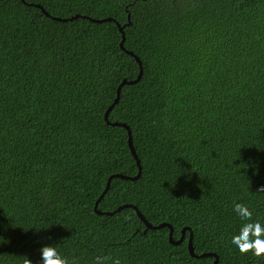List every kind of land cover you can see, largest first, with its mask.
Instances as JSON below:
<instances>
[{"label":"trees","instance_id":"1","mask_svg":"<svg viewBox=\"0 0 264 264\" xmlns=\"http://www.w3.org/2000/svg\"><path fill=\"white\" fill-rule=\"evenodd\" d=\"M141 69L109 114L141 175L98 208L188 228L178 245L133 207L95 211L139 172L105 114ZM261 186L264 0H0V264H39L41 244L70 264H214L191 231L217 264H264L230 243L234 203L264 221Z\"/></svg>","mask_w":264,"mask_h":264},{"label":"clouds","instance_id":"2","mask_svg":"<svg viewBox=\"0 0 264 264\" xmlns=\"http://www.w3.org/2000/svg\"><path fill=\"white\" fill-rule=\"evenodd\" d=\"M246 167L247 165L244 166ZM259 190L264 191V186H261ZM232 211L239 222L237 233L231 237L232 247L242 254L251 252L256 257L264 256V221L253 220L252 212L239 202L234 203ZM39 253V264H70L69 260L61 255L56 244H41ZM106 260L107 257L96 255L92 264H105ZM25 264H34V262L26 261ZM112 264H121V261L119 258H114Z\"/></svg>","mask_w":264,"mask_h":264},{"label":"water","instance_id":"3","mask_svg":"<svg viewBox=\"0 0 264 264\" xmlns=\"http://www.w3.org/2000/svg\"><path fill=\"white\" fill-rule=\"evenodd\" d=\"M23 1L25 2V0H23ZM30 4H31V5H35V6H37V7H40L46 15L51 16L50 13H49L48 11H46V10L44 9V7H43L41 4H39V3H38V4L30 3ZM52 17H53L54 19H56V20L67 21V20H72V19H74V18H77V17H79V15H76V16H73V17H70V18H61V17H56V16H52ZM82 17H87V18H89L90 20L95 21V22L115 21L114 19H112V18H110V17H109V18H104V19H95V18H91V17H89V16H82ZM118 25H119L120 30H121V33H122L121 47H122L123 49H125V39H126V36H125V30H124V27H125V26H122V25H120L119 23H118ZM127 51H128L129 54H131V55H133V56L136 57V59L138 60L140 66L142 67V61L138 58V56H137L133 51H131V50H127ZM142 72H143V71H142V69H141L140 74H139V76H138L136 79H134V80H124V81L120 84V86H119V88H118L117 97H116L114 103L108 108V110H107V112H106V114H105V118H106V120H107L109 123H111V122L109 121V114H110L111 110L114 108V106L116 105V103H117V102L119 101V99H120L121 89H122L123 85H125V84H133V83L138 82V81L141 79V77H142ZM111 124H113V125H121V126H124V127H126V128L128 129V132H129V144H130V148H131V150H132V153H133L134 157L137 159V162H138V164H139V172H138V174H137L136 176H128V175H124V174H120V173L113 174V175L109 178L105 190L103 191V193L100 195V197L98 198V200H97V202H96V205H95V211H96L98 214H113V213H115L116 211H119V210H121V209H123V208H125V207H129V206H130V207H133V208L136 209V211H137L139 217H140V218L143 220V222L146 224V231L149 230V229H160V228H163V227H169V228H170V233H169V239H170V242H171L172 244H175V245H178V244L182 243L183 240H184L185 237H186V231L188 230V228H184V229H183V234H182L181 238H179L178 240H175V239H174V236H173V231H174V230H173V226H172L171 224L164 222V223H160V224H158V225H154L153 223H151L150 221L147 220V218L143 215V213L139 210V208H138L137 206H134V205H132V204H125V205H122V206L118 207V208H117L116 210H114V211H107V212H105V211H101V210H99V208H98L99 203H100L101 199L104 197V195L108 192V190H109V188H110V185H111V180H112V178H114V177H121V178H124V179L136 180V179H138V178L140 177V175H141V168H142V166H141V164H140V161H139V159H138V156H137V153H136V150H135L134 144H133L132 133H131V130H130L129 126H128L126 123H122V122H113V123H111ZM189 250H190L191 255H192V256H195V257L215 256L214 264H217V263H218V255H217L216 253H212V252H211V253L197 254V253L195 252L194 245H193V232H192V231H191V235H190V238H189Z\"/></svg>","mask_w":264,"mask_h":264}]
</instances>
